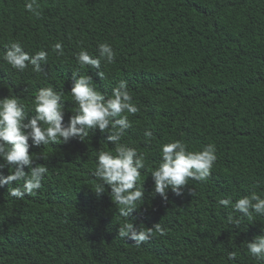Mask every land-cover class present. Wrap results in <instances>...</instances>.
Returning <instances> with one entry per match:
<instances>
[{"label":"trees","instance_id":"obj_1","mask_svg":"<svg viewBox=\"0 0 264 264\" xmlns=\"http://www.w3.org/2000/svg\"><path fill=\"white\" fill-rule=\"evenodd\" d=\"M26 2L0 0V98L17 96L30 117L40 88L63 91L66 125L78 107L72 73L91 75L106 98L126 81L139 110L123 114L132 126L120 143L145 157L144 200L130 219L143 228L159 222L165 234L139 246L119 237L126 218L110 187L93 190L98 153L115 151L97 128L84 141L30 147L34 163L48 168L34 195H9L15 182L0 187V264H264L246 248L264 234V216L250 222L218 203L264 196V0H37L38 15ZM12 42L30 55L46 51L43 71L9 65L3 55ZM57 42L63 55L53 50ZM105 42L115 58L101 61V79L76 56L81 49L98 56ZM174 140L189 151L213 143L217 160L206 181L190 179L181 195L169 189L165 201L154 194L151 171Z\"/></svg>","mask_w":264,"mask_h":264},{"label":"clouds","instance_id":"obj_2","mask_svg":"<svg viewBox=\"0 0 264 264\" xmlns=\"http://www.w3.org/2000/svg\"><path fill=\"white\" fill-rule=\"evenodd\" d=\"M27 11L39 14L37 0H27ZM57 55H63L64 49L60 42L53 46ZM115 50L109 43L99 44V55L90 54L81 49L76 56L81 67L90 66L96 69L97 75L103 79L101 61L112 63ZM3 59L13 68L23 72L29 65L36 73L43 71L47 63L48 53L37 51L30 55L20 42H12L3 55ZM71 96L78 107L68 123H63L65 116L64 92L52 87H42L35 95V115L29 117L26 105L17 96L0 98V187L9 186L15 182L9 195L23 198L34 195L42 187V181L48 168L34 163L30 153L31 146L47 145L49 143L68 142L70 138L84 141L89 132L99 129L107 132L106 142L115 145L114 153L100 151L97 155L92 175L96 178L94 191L99 195L110 187V196L119 214L126 218L119 226L118 235L134 242L137 246L149 241L154 232L165 234L161 223L143 228L135 224L132 214L144 200L145 189L141 184V170L145 168V157L135 147L120 143L132 125L124 113L135 114L138 108L132 103V96L127 82L121 80L112 90L110 98L98 90L91 75L72 73ZM44 125H47L46 127ZM146 139L152 137L151 131H145ZM31 141V145L29 143ZM162 160L157 168L151 171L154 180V194H159L167 200L169 189L176 195H181L188 181H206L217 160L216 145L210 143L202 150L189 151L185 143L174 140L162 145ZM6 166H12L13 171L5 175L2 171ZM25 167L29 171H25ZM224 208L231 207L233 212L242 214L251 222L254 214L264 216V196L255 192L244 195L233 202L231 197L220 199L218 202ZM139 205V206H138ZM228 222L239 226L241 220L229 214ZM248 253L257 261H264V234L256 235L247 241ZM237 253L230 252L228 259L234 261Z\"/></svg>","mask_w":264,"mask_h":264}]
</instances>
